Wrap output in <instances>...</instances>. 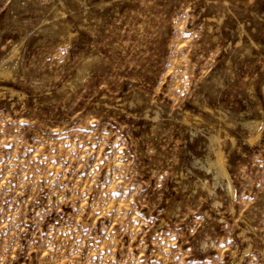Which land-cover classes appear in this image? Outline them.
I'll return each instance as SVG.
<instances>
[{
    "label": "rangeland",
    "instance_id": "374dc122",
    "mask_svg": "<svg viewBox=\"0 0 264 264\" xmlns=\"http://www.w3.org/2000/svg\"><path fill=\"white\" fill-rule=\"evenodd\" d=\"M0 264H264V0H0Z\"/></svg>",
    "mask_w": 264,
    "mask_h": 264
},
{
    "label": "bare ground",
    "instance_id": "6f19581e",
    "mask_svg": "<svg viewBox=\"0 0 264 264\" xmlns=\"http://www.w3.org/2000/svg\"><path fill=\"white\" fill-rule=\"evenodd\" d=\"M196 118V117H195ZM250 124V123H249ZM218 148V147H217ZM214 151V150H213ZM223 156H222V153H221V151H220V149H217V150H215V161H214V163L216 162L217 163V166H218V168H219V170H220V172L222 173V174H224V175H227V171H226V168H225V166H224V163H223ZM226 179H227V177H226ZM228 180V185H229V189L231 190V192H232V185H231V183H230V179L228 178L227 179Z\"/></svg>",
    "mask_w": 264,
    "mask_h": 264
}]
</instances>
